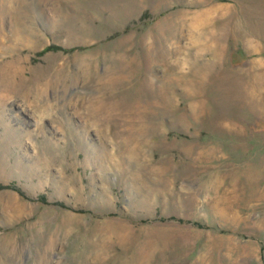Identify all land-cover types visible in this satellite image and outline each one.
Instances as JSON below:
<instances>
[{
    "label": "rangeland",
    "instance_id": "1",
    "mask_svg": "<svg viewBox=\"0 0 264 264\" xmlns=\"http://www.w3.org/2000/svg\"><path fill=\"white\" fill-rule=\"evenodd\" d=\"M0 15V264H264V0Z\"/></svg>",
    "mask_w": 264,
    "mask_h": 264
},
{
    "label": "bare ground",
    "instance_id": "2",
    "mask_svg": "<svg viewBox=\"0 0 264 264\" xmlns=\"http://www.w3.org/2000/svg\"><path fill=\"white\" fill-rule=\"evenodd\" d=\"M3 24V20H2V15H0V28H1V26H2V24ZM34 69V68H33ZM36 71V70H35ZM36 76V75H35ZM39 77V76H38ZM26 78H24L23 80H21V83L19 84V86L20 87H24L25 85L24 84H27V83H31L32 84V82H34V76L33 77H31L30 76V78L29 79H27V80H25ZM33 85V84H32ZM20 90V89H19ZM25 91V90H24ZM31 92V91H30ZM17 93V92H16ZM25 93V92H24ZM27 94V93H26ZM22 95V94H21ZM90 109V108H89ZM87 112V111H86ZM42 117V116H41ZM108 121V120H107Z\"/></svg>",
    "mask_w": 264,
    "mask_h": 264
},
{
    "label": "trees",
    "instance_id": "3",
    "mask_svg": "<svg viewBox=\"0 0 264 264\" xmlns=\"http://www.w3.org/2000/svg\"><path fill=\"white\" fill-rule=\"evenodd\" d=\"M51 48V47H50Z\"/></svg>",
    "mask_w": 264,
    "mask_h": 264
}]
</instances>
